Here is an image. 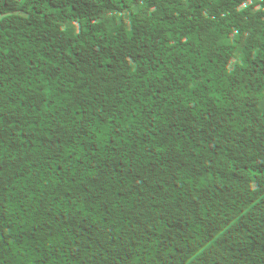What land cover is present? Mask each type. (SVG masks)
Instances as JSON below:
<instances>
[{
    "label": "trees",
    "instance_id": "trees-1",
    "mask_svg": "<svg viewBox=\"0 0 264 264\" xmlns=\"http://www.w3.org/2000/svg\"><path fill=\"white\" fill-rule=\"evenodd\" d=\"M0 264H264V0H0Z\"/></svg>",
    "mask_w": 264,
    "mask_h": 264
}]
</instances>
